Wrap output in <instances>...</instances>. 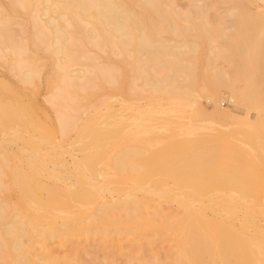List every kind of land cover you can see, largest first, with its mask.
Returning <instances> with one entry per match:
<instances>
[{
  "label": "bare ground",
  "instance_id": "obj_1",
  "mask_svg": "<svg viewBox=\"0 0 264 264\" xmlns=\"http://www.w3.org/2000/svg\"><path fill=\"white\" fill-rule=\"evenodd\" d=\"M235 1L254 3L257 12L261 11L260 3L264 4V0ZM190 2L197 10L184 14L186 28L181 29L176 22L181 14L172 12L176 9L175 0L42 1V13L48 17L45 24L51 27L54 53L62 55L60 58L67 62L68 41L72 36L66 28H78L86 21L94 26L90 31L91 38L114 37L123 49L134 43V53L145 52V58L138 57L144 62L139 71L144 86L151 89L150 98L154 105L141 114V134L153 143L155 150L148 157V164L143 163L140 169L156 179L168 175L176 182L170 188L161 183L154 187L143 185L140 187L143 189L142 196H139L133 192L139 185H124L111 178L110 183L101 186L103 190L110 189V201L101 202L95 193L100 188L80 174L78 182L81 190L69 187L65 193L68 200L57 198L53 191H50L51 199L38 200L46 211L43 216L34 215L33 220L40 222L38 225H33L32 220L24 222V218L18 215L8 218L0 210V256L6 261L11 264H52L56 258L49 247L50 239L61 241L64 230L70 229L72 224L94 222L106 231L110 227V230L130 234L138 229H153L157 235L166 236L173 243L165 261L161 258L149 261L141 253L129 255L127 252L130 264H264V224L261 221L264 216V185L257 172L244 165L233 168L234 160L226 157L229 148L222 136L196 134L167 143V132L183 129L196 121L225 119L237 125L238 130L245 131L255 130L256 126L248 115L240 117L218 105L207 113L199 100L191 101L195 86L191 79L195 73L188 56L197 45L187 42L181 46L173 45L161 36L169 30L174 34L179 32L180 38H185V33L206 35L208 21L204 10L206 4L203 5L206 0ZM132 6L155 15L158 22L152 20L150 25L145 24L143 19L148 14L135 13ZM54 11L56 16L52 15ZM238 24L241 26L237 44L241 52L239 75L244 85L235 89L228 80H223L220 73L212 71L207 91L209 98H216L222 94L221 88L227 87L232 94L229 97L232 105L250 109L256 102L251 93L260 78L257 69L261 67L260 55L253 45L256 40L264 39V11L253 16L242 10ZM256 26L263 27L257 31L249 29ZM242 27L248 28L243 30ZM152 65L159 68L163 65L155 76H151L149 71ZM23 78L32 79L33 72L26 71ZM1 86L3 88L0 89L7 90L6 85ZM15 97L12 95L10 102L7 98V101L0 99V107L5 111L0 114L6 115L0 117V131H9L14 124L26 130L32 129L33 133L24 139L34 155L29 157L28 162L33 168L43 167L45 158L40 155L41 147L53 142L52 135L34 116L27 114L26 106L18 96ZM125 126L123 117L113 116L110 108L105 113H96L79 130L73 141L75 144H71L76 145L74 147L83 155L76 167L93 171L98 163L103 162L108 167L127 169L132 154L120 144L125 136ZM13 136L15 139L24 138L18 130L13 132ZM111 149L115 150L112 154ZM232 170L236 174H232ZM17 176L18 185L26 189L25 180L29 176ZM33 197L36 195L33 194ZM165 201L174 203L182 214L167 211ZM98 204L97 211L88 215L89 209ZM122 211L126 212L125 215L121 214ZM68 218L72 220L68 221ZM108 264L116 263L110 260Z\"/></svg>",
  "mask_w": 264,
  "mask_h": 264
},
{
  "label": "rangeland",
  "instance_id": "obj_2",
  "mask_svg": "<svg viewBox=\"0 0 264 264\" xmlns=\"http://www.w3.org/2000/svg\"><path fill=\"white\" fill-rule=\"evenodd\" d=\"M42 1L0 0V88H3L2 84L7 87V90L0 89V99H8L10 102L14 98L12 95H16L15 98L18 96L24 107L26 106L27 114L34 116V119L45 126L53 141L44 144L41 151L39 150L46 160L42 161L43 167L36 169L29 165L28 161L34 155L32 149L24 142V139L33 133L32 129L26 130L23 126L14 124L13 129L0 131L2 214L8 218L18 215L24 218V222L32 220L33 225H38L40 222L33 220L34 215L46 214L38 200L51 199L50 191H53L57 198L68 200L65 193L69 187L81 190L78 182L80 174L100 188V191L95 193L101 202L110 201V189L103 190L101 186L110 183L111 178L124 185H139V188L135 187L133 191L139 196H142L143 189L140 187L143 185L154 187L161 183L167 188L172 187L176 182L174 178L166 175L162 179H156L140 169L143 163L148 164L147 159L155 150L153 143H149L141 134V114L154 105L150 98L151 89L144 86L139 71L144 62L138 57L145 58V52L134 53V43L123 49L114 37L108 38L104 35L98 36L100 39L91 38L89 35L94 26L86 21L78 28H66L73 38L68 41L70 49L67 50V62L60 58L62 55L54 53L55 48L50 37L51 27L45 24L48 17L42 13ZM26 4L27 7H24ZM175 4L176 9L172 12L181 14L176 22L181 29H185L184 14H192L197 8L190 0H175ZM205 4L207 36L203 33H185V38H180L179 32L174 34L171 30L161 36L173 45L181 46L183 42L197 45L188 56L195 73L191 79L195 83L191 101L199 100L207 113H211L218 105L240 117L248 115L251 122L256 124L255 130H238L237 125L226 122L225 119H209L205 122L189 123L180 130H168L167 143L187 139L196 134L222 136L229 148L226 157L234 160L233 168L242 165L248 167L257 172L264 185V39L256 40L253 45L257 47L260 55L261 67L256 68L260 78L251 93L256 102L250 109L232 105L229 100L232 94L227 87L221 88L222 94L216 98H209L207 91L208 77L212 71L220 73L223 80H228L235 89L244 85L239 75L241 52L237 44L241 26L238 24V18L242 10L250 12L253 16L263 12L264 4L260 3L261 11L258 12L256 4L247 1L239 3L235 0H206L203 5ZM131 8L135 13L150 15L144 17L145 24L150 25L152 20L158 22L155 15L144 9L138 6ZM52 15L56 16L57 12ZM261 27L263 26L249 29L257 31ZM166 28L170 29L168 25ZM246 28L248 27H242L243 30ZM160 68L152 65L149 69L151 76H155ZM26 71L33 72L32 79L23 78ZM0 108V113L4 114V109ZM108 108L113 116L123 117L125 121V136L120 144L132 154V158L127 162L129 167L123 171L115 166L108 167L103 162L98 163L93 171L76 167L83 155L75 148L76 145L74 147L71 144H75L73 141L79 130L89 119L96 113L107 112ZM3 114H0V117ZM201 126L203 128H200ZM16 130L22 134L23 140L14 138L13 132ZM114 151L111 149L110 153ZM231 173L236 174L233 170ZM20 174L29 176L25 180L26 189L17 183L16 178L18 179L17 175ZM33 194L36 197H33ZM164 206L167 211L176 215L182 214L174 203L166 202ZM99 207V204L91 207L87 214L95 213ZM41 210L45 213L42 214ZM125 213L122 211L121 214ZM261 221L264 224V216ZM70 227L64 230L61 241L57 238L50 239L49 247L56 258L52 264H108L110 260L116 264H130L129 255L136 253H141L149 261L157 258L165 261L173 246L166 236L157 235L153 229H138L130 234L126 231L110 230V227L106 231L94 222L72 224ZM8 261L0 256V264H11Z\"/></svg>",
  "mask_w": 264,
  "mask_h": 264
}]
</instances>
